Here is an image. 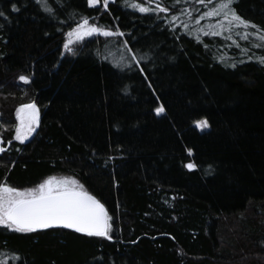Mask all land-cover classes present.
Masks as SVG:
<instances>
[{"label":"trees","instance_id":"16d2710c","mask_svg":"<svg viewBox=\"0 0 264 264\" xmlns=\"http://www.w3.org/2000/svg\"><path fill=\"white\" fill-rule=\"evenodd\" d=\"M164 2L168 13L63 0L53 20L34 0H0L9 14L0 18V183L24 190L70 177L114 225L112 240L0 227V261L264 264V48L251 27L198 31L223 20L201 19L215 0ZM234 7L264 29V0ZM82 17L124 35L91 37L64 54L65 33ZM31 102L39 123L21 143L16 109ZM160 104L166 111L157 116ZM205 118L209 127L198 129L194 121Z\"/></svg>","mask_w":264,"mask_h":264},{"label":"snow or ice","instance_id":"6c2138e0","mask_svg":"<svg viewBox=\"0 0 264 264\" xmlns=\"http://www.w3.org/2000/svg\"><path fill=\"white\" fill-rule=\"evenodd\" d=\"M34 2L38 10L55 20L63 0H59V3H55L54 0H34ZM98 2L99 0H87L89 7L97 5ZM112 2L115 3L117 0H112ZM119 2L124 7H130L140 13H168L170 11L164 0L156 2L154 7L145 6V4L135 2V0H119ZM178 2L179 0H175V3ZM199 2L204 3L205 0H199ZM235 2L236 0H215L214 7H212L211 11L205 12L201 19L222 16L223 20L220 21L218 28L209 25L207 30L199 29L198 31H202L205 36H216L220 35L221 31H233L240 27L245 29L251 27L256 30L253 35L258 36V39L261 41L257 46L264 48V29L242 17L234 7ZM103 3L104 7L107 8L109 0H103ZM152 3L153 0H148V5ZM11 11L18 12L20 8L16 3H12ZM0 18L7 20L9 19V14L0 10ZM176 18L173 15L172 19L175 20ZM197 23H199V20H197ZM3 27L4 25L0 24V28ZM184 27H187V25L185 24ZM94 34L104 37L124 35L119 28L112 31L108 28L99 27L96 23L90 24L89 18L82 17L80 23H77L75 27H71V30L65 33L67 40L63 47L68 53L75 54L76 50L70 47V45H73L74 39L75 41L83 42L86 37H92ZM242 37L247 40L248 34L243 33ZM197 40L199 42V37H197ZM124 46L127 48V42L124 43ZM127 50L129 52L132 51L131 48H127ZM144 58L141 57V59ZM132 59L137 60V57L133 55ZM249 59L251 60L253 57L250 56ZM257 62L264 65V56L258 57ZM126 66L131 67V65ZM231 66L235 67V64ZM19 80L25 84L29 83L27 75L19 76ZM165 111L166 109L163 104L154 108L157 116H160ZM16 118L19 123L15 127L14 139L22 143L31 136L39 123V110L36 103L22 104L16 109ZM194 124L201 130L209 127V122L206 118L197 119L194 121ZM4 151L5 148L0 146V152ZM188 151L191 154L192 150L189 149ZM186 167L192 170L197 165L188 163ZM111 221H113V217L109 215L105 205L96 196L86 191L83 184L70 177L57 178L49 176L36 186L24 190L10 186L7 183H0V227L8 231L30 233L37 230L59 227L72 229L77 233L86 234L89 237H103L112 240L113 237L110 235V232L114 225ZM13 255L17 260L20 259L18 254L14 253ZM0 264H6V260L0 261Z\"/></svg>","mask_w":264,"mask_h":264},{"label":"rangeland","instance_id":"374dc122","mask_svg":"<svg viewBox=\"0 0 264 264\" xmlns=\"http://www.w3.org/2000/svg\"><path fill=\"white\" fill-rule=\"evenodd\" d=\"M97 36H101V35L94 34L92 37H97ZM88 38H91V37H86L85 40L88 39ZM73 39H74V38H73ZM66 40H67V37H66V35H65L63 45H64V43H65ZM81 43H82V42L75 41V39H74V43H73V45H70V47H73V48L75 49V48H76L78 45H80ZM62 52H63L64 54H67V53H68V52L64 49V47L62 48ZM18 123H19V121H18L17 118H16V124H15V127H16V125H17ZM37 127H38V125L36 126L35 131H36ZM35 131L31 134V136L35 133ZM31 136H29L27 140H29V138H31ZM27 140H25L24 142H26ZM16 141H17V140H16ZM18 142H20V141H18ZM24 142H22V143H24ZM57 178H62V177H57Z\"/></svg>","mask_w":264,"mask_h":264},{"label":"water","instance_id":"95a60500","mask_svg":"<svg viewBox=\"0 0 264 264\" xmlns=\"http://www.w3.org/2000/svg\"><path fill=\"white\" fill-rule=\"evenodd\" d=\"M72 230V229H71Z\"/></svg>","mask_w":264,"mask_h":264}]
</instances>
